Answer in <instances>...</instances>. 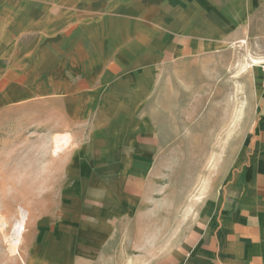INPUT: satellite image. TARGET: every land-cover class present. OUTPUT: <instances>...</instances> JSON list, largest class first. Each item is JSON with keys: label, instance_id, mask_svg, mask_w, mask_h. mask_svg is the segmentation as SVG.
<instances>
[{"label": "crops", "instance_id": "crops-1", "mask_svg": "<svg viewBox=\"0 0 264 264\" xmlns=\"http://www.w3.org/2000/svg\"><path fill=\"white\" fill-rule=\"evenodd\" d=\"M263 3L0 0V113L50 138L63 168V203L32 263L264 264L262 86L231 202L173 256L153 250L139 222L154 213L166 72L180 81L185 64L242 34Z\"/></svg>", "mask_w": 264, "mask_h": 264}, {"label": "rangeland", "instance_id": "rangeland-1", "mask_svg": "<svg viewBox=\"0 0 264 264\" xmlns=\"http://www.w3.org/2000/svg\"><path fill=\"white\" fill-rule=\"evenodd\" d=\"M262 58L264 3L242 34L185 64L180 81L173 70L166 72L171 84L158 113L165 144L148 202L154 213L139 220L159 254L185 250L234 197L246 164V132L257 110ZM59 142L56 137L53 144ZM51 146L28 119L0 113V264H34L39 235L61 208L63 168ZM21 214L23 228L13 252L10 233Z\"/></svg>", "mask_w": 264, "mask_h": 264}, {"label": "bare ground", "instance_id": "bare-ground-1", "mask_svg": "<svg viewBox=\"0 0 264 264\" xmlns=\"http://www.w3.org/2000/svg\"><path fill=\"white\" fill-rule=\"evenodd\" d=\"M23 221H24V217L21 214L19 219L17 221H15V223L13 224V227H12V230H11V233H10L11 234V244H12V247H13V252L16 251L15 247L19 243L21 231H22V228H23L22 227Z\"/></svg>", "mask_w": 264, "mask_h": 264}, {"label": "built area", "instance_id": "built-area-1", "mask_svg": "<svg viewBox=\"0 0 264 264\" xmlns=\"http://www.w3.org/2000/svg\"><path fill=\"white\" fill-rule=\"evenodd\" d=\"M258 67L261 71L262 77H261V86L264 90V58H262L259 63H258Z\"/></svg>", "mask_w": 264, "mask_h": 264}]
</instances>
